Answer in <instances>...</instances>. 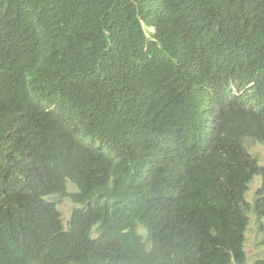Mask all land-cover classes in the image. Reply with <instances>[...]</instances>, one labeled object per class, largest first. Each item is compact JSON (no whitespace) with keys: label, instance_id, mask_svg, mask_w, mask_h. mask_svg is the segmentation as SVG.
<instances>
[{"label":"trees","instance_id":"1","mask_svg":"<svg viewBox=\"0 0 264 264\" xmlns=\"http://www.w3.org/2000/svg\"><path fill=\"white\" fill-rule=\"evenodd\" d=\"M249 140L264 0H0V264H245Z\"/></svg>","mask_w":264,"mask_h":264},{"label":"rangeland","instance_id":"2","mask_svg":"<svg viewBox=\"0 0 264 264\" xmlns=\"http://www.w3.org/2000/svg\"><path fill=\"white\" fill-rule=\"evenodd\" d=\"M248 148L250 152L255 155L260 164L264 167V143L255 140L248 141ZM263 182V176L257 174L250 185V191L247 194V199L250 202H254L257 190ZM70 189L72 191L76 190L72 184H70ZM54 200V196L49 197ZM75 208V204H72L69 199L64 198L63 201L59 204V209L63 214V219L66 226L69 223L71 213ZM256 214H252V220L248 230L246 232L247 241L245 244V250L247 253V260L245 264H264V217L259 220ZM238 264V263H234Z\"/></svg>","mask_w":264,"mask_h":264},{"label":"clouds","instance_id":"3","mask_svg":"<svg viewBox=\"0 0 264 264\" xmlns=\"http://www.w3.org/2000/svg\"><path fill=\"white\" fill-rule=\"evenodd\" d=\"M248 149H249V148H248ZM261 185H262V184H261ZM250 188H251V187H250ZM249 191H250V190H249ZM249 191H248V192H249ZM247 194H248V193H247ZM51 196H54V195H49V196H47V198L50 199L49 197H51ZM50 200H52V199H50ZM71 215H72V214H71ZM70 219H71V217H70ZM261 219H262V218H260V220H261ZM251 220H252V218H251ZM69 221H70V220H69ZM64 223H65V222H64ZM68 224H69V223H68ZM65 225H66V224H65ZM67 226H68V225H67ZM248 227H249V225H248ZM247 229H248V228H247Z\"/></svg>","mask_w":264,"mask_h":264}]
</instances>
